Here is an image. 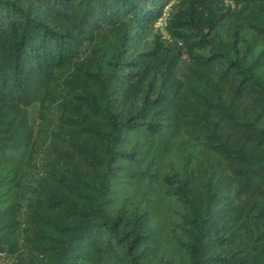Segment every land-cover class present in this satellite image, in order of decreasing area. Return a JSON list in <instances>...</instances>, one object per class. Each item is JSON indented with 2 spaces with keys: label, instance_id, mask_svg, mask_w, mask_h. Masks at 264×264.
<instances>
[{
  "label": "trees",
  "instance_id": "obj_1",
  "mask_svg": "<svg viewBox=\"0 0 264 264\" xmlns=\"http://www.w3.org/2000/svg\"><path fill=\"white\" fill-rule=\"evenodd\" d=\"M0 264H264V0H0Z\"/></svg>",
  "mask_w": 264,
  "mask_h": 264
},
{
  "label": "built area",
  "instance_id": "obj_2",
  "mask_svg": "<svg viewBox=\"0 0 264 264\" xmlns=\"http://www.w3.org/2000/svg\"><path fill=\"white\" fill-rule=\"evenodd\" d=\"M167 9V8H166ZM166 9L164 10L161 18L157 21V26H164L165 25V16H166Z\"/></svg>",
  "mask_w": 264,
  "mask_h": 264
}]
</instances>
